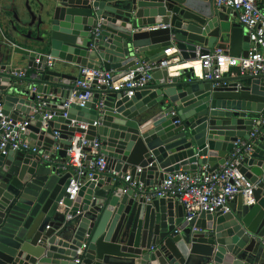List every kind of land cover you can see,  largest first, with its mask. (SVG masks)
I'll return each instance as SVG.
<instances>
[{
	"label": "water",
	"instance_id": "1",
	"mask_svg": "<svg viewBox=\"0 0 264 264\" xmlns=\"http://www.w3.org/2000/svg\"><path fill=\"white\" fill-rule=\"evenodd\" d=\"M40 7L48 20L26 4L28 26L37 22L43 31L37 39L43 53L0 41L2 112L29 122L22 138L39 148L37 155L0 153V264H76L79 251L80 264H264L263 130L238 166L257 184L252 205L240 195L230 212H201L188 222L174 199L148 202L124 192L122 180L130 173L150 188L180 170L213 172L239 140L249 139L264 114V81L203 80L195 53L200 47L201 55L247 56L248 33L230 21L234 12L217 9L214 0H46ZM172 45L185 63L197 64L180 77L170 78L167 67L155 70L153 83L132 97L103 87V95L81 106L77 77L64 72L86 67L119 80L142 63L161 64ZM25 60L26 71L15 67ZM20 71L31 73L28 88L15 81ZM76 133L101 141L108 167L82 180L63 214L59 203L78 178L42 156L64 161ZM40 221L47 223L43 233Z\"/></svg>",
	"mask_w": 264,
	"mask_h": 264
},
{
	"label": "built area",
	"instance_id": "2",
	"mask_svg": "<svg viewBox=\"0 0 264 264\" xmlns=\"http://www.w3.org/2000/svg\"><path fill=\"white\" fill-rule=\"evenodd\" d=\"M217 9H231L237 16L238 23L247 31L249 47L247 56L234 57L222 50H210L208 54L201 55L203 50L197 47V60L205 72L201 78L206 81H223L230 74L232 69L240 78L251 77L264 81V0H214ZM175 48L165 50L166 54L173 53ZM53 59L48 57V66H51ZM167 67L163 61L159 65L150 67L142 63L139 68L119 80H114L115 74L112 71L93 70L80 67L75 88L83 92L77 102L84 106L96 93H102L103 87L108 90L122 92L123 95L132 97L136 91L147 88L153 83V73L157 69ZM15 77L26 80L30 78L24 71L13 74ZM140 76L139 79H136ZM234 76V74H233ZM37 92L36 88L32 89ZM103 95V93H102ZM39 106L45 105L41 96H37ZM42 102V103H41ZM69 103L65 104L67 109ZM103 100L100 99L97 108L101 110ZM66 113L63 114L66 117ZM56 114L44 116V124L52 120ZM29 122L8 120L2 112L0 105V153L7 156L9 153L25 152L32 155L39 153L37 146L25 141L22 136L27 132ZM82 129L88 126L80 125ZM97 126V123L94 124ZM264 129V114L255 120L253 131L248 140H239L228 160L213 172L204 170L195 172L178 171L169 173L165 180L155 187L147 188L138 179L133 178L130 173L122 177L125 183L124 192L133 191L136 197L144 198L148 202L159 199H174L183 207L185 219L189 222L201 212L210 214H226L231 211L232 202L238 196H242L249 205L255 203L254 193L257 184H253L238 166L244 157L252 151L254 142L259 138L260 132ZM70 145L66 151V159L52 160L48 156H42L44 162L53 163L60 173H71L77 177L75 181L70 180L64 198L59 205L64 206L66 201L73 202L79 192L82 180H92L95 175L107 173L108 162L102 149V143L98 139L93 142L86 140L84 133H76L69 138ZM89 148V151L87 149ZM137 173H141L138 168ZM264 180V178H263ZM264 245V238L260 239ZM79 251L75 263L80 264Z\"/></svg>",
	"mask_w": 264,
	"mask_h": 264
},
{
	"label": "crops",
	"instance_id": "3",
	"mask_svg": "<svg viewBox=\"0 0 264 264\" xmlns=\"http://www.w3.org/2000/svg\"><path fill=\"white\" fill-rule=\"evenodd\" d=\"M46 0H0V41L6 42V43H12L17 46H20L25 49L34 50L40 53H43L42 46L40 43H38V38L42 36L43 31L42 29H37V22L35 25V31L36 34H34V29L30 31L29 28H27L28 24L31 21V17L26 9V4L29 2V5L32 9V12L35 14V16L40 18L43 21H46L49 19V15L47 10L42 11L40 4ZM230 16V21L232 22H238L237 16L235 13ZM29 29V30H28ZM31 34V37L28 38V34ZM36 35V36H35ZM174 46H170L169 48H173ZM168 48L163 49L164 51ZM154 54V53H152ZM167 62V69L169 72V77H180L181 73H184L186 71H190L194 64L197 63H185L179 52L176 53H170L168 54V57L165 59ZM26 60L18 65H15L17 69L20 70H27ZM80 67H72L69 66V68L65 69V73L71 74L73 76L78 77ZM114 73V72H113ZM28 76L30 77V71L27 72ZM115 74V73H114ZM234 74V76H233ZM238 75L236 72V69H232L230 74H226L227 78H232L235 80H239L240 77L235 76ZM19 78V77H17ZM242 79V78H241ZM16 83L24 85L25 88H28L29 81L23 80V79H17L15 80ZM244 82H248V80H243ZM242 81V82H243ZM12 120V119H11ZM264 134V129H263ZM31 142H33L31 140ZM231 156V154H228L221 162L220 166L225 163L228 158ZM119 167V170L121 168L120 164L115 165ZM198 170H204L203 167H199ZM68 208L67 206H63L61 208V212L65 214L67 212ZM184 211V210H183ZM47 223L45 221H40L39 228L40 231L43 233L45 232V228Z\"/></svg>",
	"mask_w": 264,
	"mask_h": 264
},
{
	"label": "rangeland",
	"instance_id": "4",
	"mask_svg": "<svg viewBox=\"0 0 264 264\" xmlns=\"http://www.w3.org/2000/svg\"><path fill=\"white\" fill-rule=\"evenodd\" d=\"M27 28H29L30 29V31H32L33 29H34V34H36V31H35V25L33 26V27H29V26H27ZM28 29V30H29ZM36 36V35H35Z\"/></svg>",
	"mask_w": 264,
	"mask_h": 264
}]
</instances>
